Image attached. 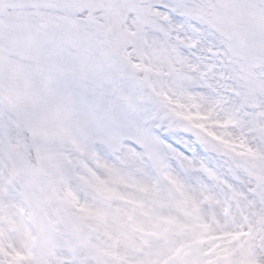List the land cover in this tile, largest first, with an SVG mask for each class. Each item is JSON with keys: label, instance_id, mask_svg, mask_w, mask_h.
I'll use <instances>...</instances> for the list:
<instances>
[{"label": "snow or ice", "instance_id": "6c2138e0", "mask_svg": "<svg viewBox=\"0 0 264 264\" xmlns=\"http://www.w3.org/2000/svg\"><path fill=\"white\" fill-rule=\"evenodd\" d=\"M0 264H264V0H0Z\"/></svg>", "mask_w": 264, "mask_h": 264}]
</instances>
